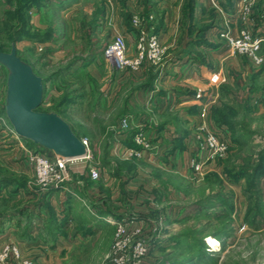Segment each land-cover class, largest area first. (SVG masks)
Returning a JSON list of instances; mask_svg holds the SVG:
<instances>
[{"label": "rangeland", "instance_id": "obj_1", "mask_svg": "<svg viewBox=\"0 0 264 264\" xmlns=\"http://www.w3.org/2000/svg\"><path fill=\"white\" fill-rule=\"evenodd\" d=\"M147 1L0 0V53L14 50L45 81L34 112L58 116L86 143L87 158L69 164L59 188L73 186L89 201L72 214L82 224L56 223L64 203H46L49 189L37 184L32 165L35 153L52 152L12 132L6 117L11 72L0 65V257L8 253L0 264H264V174L257 185L253 172L264 152V0H165L177 29L163 41L155 30L163 6L146 16ZM141 35L158 40V64L116 69L105 62L103 50L114 37H123L132 58ZM258 39L259 49L250 51ZM184 48L208 64L207 81L162 84L178 91L181 106L161 116L147 113L140 100L162 90L161 73ZM144 117L153 121L138 124ZM209 137L218 144L214 156ZM92 170L98 179H91ZM92 201L119 217L114 229L90 226ZM33 215L31 227L42 222L32 235L39 243L28 237ZM117 224L125 230L121 238ZM76 232L82 239L68 247ZM45 237L62 251L42 255L36 248ZM118 242L122 249L115 251ZM138 244L146 248L140 257Z\"/></svg>", "mask_w": 264, "mask_h": 264}, {"label": "crops", "instance_id": "obj_2", "mask_svg": "<svg viewBox=\"0 0 264 264\" xmlns=\"http://www.w3.org/2000/svg\"><path fill=\"white\" fill-rule=\"evenodd\" d=\"M165 0H148L147 3L145 4L144 9L148 10L146 16L151 12V9H153L154 7L156 8L158 5V3H160L163 7H161V11H160V15L159 19L157 21V27H156V31L159 33L160 38L162 39V41L165 39V37L167 35H172L173 33H175L177 26H173L172 25V17L174 16L171 4L165 3ZM166 9V11H164L163 9ZM118 18V17H117ZM119 22H122L120 18H118ZM118 22V23H119ZM120 31L124 34H126V39H131V33L126 32L124 26L122 25V23H120ZM164 38V39H163ZM169 39V38H168ZM175 40H171V44L169 46H174ZM186 49L183 54L184 56L182 58H180L178 61H172L173 64H171L170 67H172L171 69L169 68V66H167L164 71L161 73L162 76H160L159 81L160 84H164V83H168L169 86L175 84V82H181V81H188V79H201L203 81H207V72H211L209 71V69L206 67V65L208 64H202V63H198L197 58L194 56L193 53H188L187 49L188 48H184ZM196 64H198L197 68L195 67ZM169 86L164 87L162 85V90L158 87L154 88V90H151V92H147L146 94L143 95V100H140L142 103H140V106H142L144 104V106L146 107L147 113H157L161 116L170 112H173L174 110H178L179 107L181 106L182 101H180L179 97H177V95L175 94V90H169L170 88H168ZM187 102V101H186ZM184 103V102H183ZM182 103V104H183ZM142 104V105H141ZM187 111V109L185 110ZM145 118V120H144ZM142 120L138 119L137 123L138 124H142V121L147 122L151 121L152 119L149 117H144ZM153 121V120H152ZM173 127V126H172ZM168 128V126H167ZM170 129L172 130V128L170 127ZM173 132L171 131L170 134H172ZM21 139V138H18ZM23 139H21L22 141ZM25 141V140H23ZM173 148V146H171ZM175 150V149H173ZM176 153V152H175ZM175 158H176V154ZM132 182H129L128 184H131ZM66 184V183H65ZM72 187H70V185H66V187H61V188H49V190L46 192L47 195H45V201L50 202V203H55L56 200H59L60 203H64V207H62V211H63V215L59 216V220L57 219L56 223H62L64 220L66 222V225L69 227H73V226H77L79 224H82L83 221L75 218L73 219V212H77V211H81L84 210L86 207V203L89 204L88 198H85L84 196H76L72 190ZM70 189V190H69ZM72 190V191H71ZM93 195L96 198H99L101 196V194H99V191H94L92 192ZM87 197V196H86ZM35 208V207H34ZM91 208H92V215H93V219H91L90 221V226H100V230L104 231V230H108V229H114L113 228V224L114 222H118L120 219H118L119 217L114 216L115 214L111 213L110 211H106L103 207H101V205L99 203H94L92 201L91 204ZM36 209V208H35ZM41 214V212H39ZM35 214V212H34ZM40 218V216H39ZM45 218V217H44ZM64 219V220H63ZM15 219L11 220V223H14ZM36 216L33 215L32 217H29L28 222V226H30L29 230H33L31 233H29V238L30 239H36L34 238L32 235L37 233V228H39V226L41 225L40 222H37L35 226V228L31 227V224L33 225V222H36ZM123 221H126L125 219H122ZM121 220V221H122ZM114 221V222H113ZM128 222V221H126ZM136 223V222H130V224ZM63 224V223H62ZM78 231V230H76ZM97 231V230H96ZM99 231V230H98ZM54 233V232H53ZM77 234L74 235V237L72 238V242L68 247L73 248V245H77L79 243V240L82 239L81 237V233L76 232ZM2 237V236H1ZM49 238V237H48ZM47 237L45 238H40L42 239L43 243L42 245H38L37 246V250L41 251L42 255H46V253H51V251H57L60 248H53L51 247V244L48 243V241H50V238L48 239ZM3 239V238H0ZM62 239V238H61ZM18 240L20 241V239L18 238ZM38 239H36L37 241ZM40 241V240H39ZM39 241H37V243H39ZM59 245L60 241H58ZM35 245V244H34ZM31 249H34L31 247ZM65 249H67L65 247ZM60 251H62V249H60Z\"/></svg>", "mask_w": 264, "mask_h": 264}, {"label": "water", "instance_id": "obj_3", "mask_svg": "<svg viewBox=\"0 0 264 264\" xmlns=\"http://www.w3.org/2000/svg\"><path fill=\"white\" fill-rule=\"evenodd\" d=\"M11 77L7 90L6 117L19 138L68 159H82L86 146L70 127L56 115H38L34 111L44 98V80L17 57L14 50L0 53Z\"/></svg>", "mask_w": 264, "mask_h": 264}, {"label": "built area", "instance_id": "obj_4", "mask_svg": "<svg viewBox=\"0 0 264 264\" xmlns=\"http://www.w3.org/2000/svg\"><path fill=\"white\" fill-rule=\"evenodd\" d=\"M246 40L247 38L244 37ZM260 39L251 42L250 51L255 52L259 49ZM237 45H239L237 43ZM162 50L160 44L155 36H151L148 40L142 35L136 42V52L134 57L129 58L127 56V45L123 37H114L104 48L103 58L107 64L116 69H122L124 66L139 67L144 64L156 65L160 62L162 56ZM257 60L256 56L254 57ZM258 61V60H257ZM210 78L209 82H214V78ZM128 125L127 121H122V128H126ZM135 144L140 145L144 142L143 136L141 134L136 135L134 139ZM86 146V143L83 141ZM208 149L211 151V155L214 156L218 152V144L213 137L208 138ZM221 150V149H220ZM128 152V151H127ZM126 152V153H127ZM84 158H87V154ZM74 160L78 159H68L52 153L51 155H45L43 153H35L32 156V165L34 171V177L39 186L44 189L49 188H59L68 178V166ZM201 169L200 165L195 166V171L199 172ZM90 177L93 180L98 179V173L94 170L90 171ZM125 230L120 224L116 226V236L118 238L123 237ZM122 249V244L118 242L115 245V251H120ZM15 255H17L16 250H12ZM134 252L137 257L143 256L146 253V248L143 245H136ZM0 260H4L7 257V252L3 251ZM10 253V252H9Z\"/></svg>", "mask_w": 264, "mask_h": 264}, {"label": "trees", "instance_id": "obj_5", "mask_svg": "<svg viewBox=\"0 0 264 264\" xmlns=\"http://www.w3.org/2000/svg\"><path fill=\"white\" fill-rule=\"evenodd\" d=\"M125 24L127 25V26H129V19L128 18H126L125 19ZM31 143V142H30ZM32 144V143H31ZM134 146V148H138L137 146H135V144L134 143H132V144H129V147H133ZM262 154L264 155V152H262ZM263 155H260L259 156V159H258V161H257V163H256V166L254 167V169H253V172H254V176L255 177H257L258 178V180L256 181L257 182V185H258V183H259V180L262 178V176H263V174H264V161H263ZM195 246H197V249H198V254H204V253H202V247H203V244L201 243V242H196L195 243Z\"/></svg>", "mask_w": 264, "mask_h": 264}]
</instances>
